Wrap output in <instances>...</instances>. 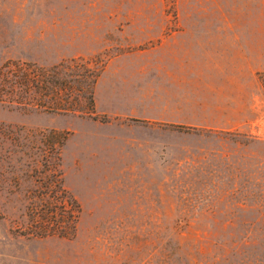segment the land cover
I'll return each mask as SVG.
<instances>
[{
    "label": "rangeland",
    "instance_id": "rangeland-1",
    "mask_svg": "<svg viewBox=\"0 0 264 264\" xmlns=\"http://www.w3.org/2000/svg\"><path fill=\"white\" fill-rule=\"evenodd\" d=\"M222 5L0 0V264H264V47L194 31L264 7ZM57 168L76 227L34 236Z\"/></svg>",
    "mask_w": 264,
    "mask_h": 264
},
{
    "label": "trees",
    "instance_id": "trees-1",
    "mask_svg": "<svg viewBox=\"0 0 264 264\" xmlns=\"http://www.w3.org/2000/svg\"><path fill=\"white\" fill-rule=\"evenodd\" d=\"M96 82V81H95ZM91 101L93 102L92 96ZM60 110L68 111V107H59ZM48 166V165H47ZM60 166V165H58ZM55 183L46 188L54 193L53 200L43 209H30L32 224L28 228L29 233L34 236H67L68 230H74L80 212L77 200L63 186L62 172L56 169Z\"/></svg>",
    "mask_w": 264,
    "mask_h": 264
},
{
    "label": "crops",
    "instance_id": "crops-1",
    "mask_svg": "<svg viewBox=\"0 0 264 264\" xmlns=\"http://www.w3.org/2000/svg\"><path fill=\"white\" fill-rule=\"evenodd\" d=\"M222 2L223 0H212V4L217 5V7L223 6ZM258 3L264 7V0H258ZM194 26L195 32H201L199 38L214 47H264V27L261 26L250 23L232 24L227 22L195 24ZM183 28L184 31L187 30L185 26Z\"/></svg>",
    "mask_w": 264,
    "mask_h": 264
}]
</instances>
